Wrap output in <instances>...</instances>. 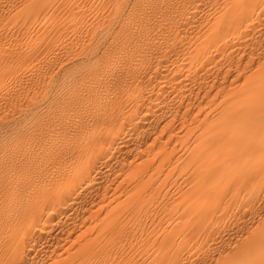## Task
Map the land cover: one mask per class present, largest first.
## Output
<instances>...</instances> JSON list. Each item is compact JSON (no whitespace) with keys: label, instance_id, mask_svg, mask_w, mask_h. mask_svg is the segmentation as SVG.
Here are the masks:
<instances>
[{"label":"bare ground","instance_id":"bare-ground-1","mask_svg":"<svg viewBox=\"0 0 264 264\" xmlns=\"http://www.w3.org/2000/svg\"><path fill=\"white\" fill-rule=\"evenodd\" d=\"M0 264H264V0H0Z\"/></svg>","mask_w":264,"mask_h":264}]
</instances>
